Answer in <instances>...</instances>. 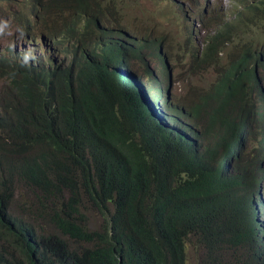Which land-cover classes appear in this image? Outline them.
Returning <instances> with one entry per match:
<instances>
[{
  "label": "trees",
  "instance_id": "trees-1",
  "mask_svg": "<svg viewBox=\"0 0 264 264\" xmlns=\"http://www.w3.org/2000/svg\"><path fill=\"white\" fill-rule=\"evenodd\" d=\"M21 1H28V11L37 14L35 0ZM50 1L70 6L72 12L91 5L100 11L102 5V0ZM8 10L16 16L10 6ZM99 34L112 36L102 29ZM93 48H107L106 40L100 38ZM208 49L204 62L212 55ZM120 65L114 61L102 79L108 97L99 114L111 123L105 130L82 111H75L77 120L72 117L68 124L56 117L65 111L62 90L53 100L44 79L34 72L8 74L10 102L0 111V131L8 136L0 135V154L11 159L12 168L0 171V192L6 202L18 200L21 213L1 214L0 247L12 253L38 250L35 258L17 255L20 264H185L194 238L211 261L228 256L230 264H251L249 244L261 228L253 212L262 200L259 189L264 190V145L256 141L248 150L256 140L252 123L260 96L250 60L241 56L217 74L205 95L188 108L191 116L204 119L199 134L195 140L176 142L146 122ZM22 107L28 110L22 122L3 125L10 111L20 121ZM123 128L131 135L127 139ZM42 131L67 136L58 162L41 156V150L31 151ZM2 161L0 155V165ZM29 162L34 164L27 170ZM17 175L28 178L19 197L14 194ZM86 211L98 213L99 228L88 227ZM27 217L50 223L74 238L75 245L54 235H37Z\"/></svg>",
  "mask_w": 264,
  "mask_h": 264
},
{
  "label": "clouds",
  "instance_id": "clouds-1",
  "mask_svg": "<svg viewBox=\"0 0 264 264\" xmlns=\"http://www.w3.org/2000/svg\"><path fill=\"white\" fill-rule=\"evenodd\" d=\"M175 1L178 2L177 0ZM102 2L100 11H96L95 6L91 5L83 10L72 12L70 6L61 8V2L46 0L47 4L41 5L40 8V3L36 1L35 5L38 7L37 14L28 11V1L12 0L9 3L0 4L2 5L0 10V38H3L5 41L4 45H0V111L6 110L10 102V95L6 89V84L11 80L8 74L15 70L28 69L44 79L47 91L50 90V96L53 100L62 90L65 111L57 112L56 117L64 118V122L68 124L72 117H74V121L77 120L75 111H82L93 122L94 126H98L102 122L105 130L111 123L106 117L103 119L102 114H99V111L104 109L108 97V86L102 82V79L106 71H111L112 63L120 61L121 65L119 68L122 71L121 73L128 75V84L131 88L130 93L136 107L145 115L146 122L155 127L159 126L161 133L168 132L173 142H176L177 138L183 137L195 140L199 134L196 132L201 130L204 124L198 125V120L200 117L203 119V117L191 116L188 112L189 106L185 107L184 105L180 106L174 103L173 98L170 96L171 68L162 46H159L158 52L162 56V61L169 77L166 90L149 67L147 62L148 57L142 53L144 47H149L154 42L143 39L136 34H131L120 26L105 23L104 18L109 4L104 5ZM229 2L230 9H228L229 11L225 19L227 21L229 16L234 19L233 3H242V0H229ZM9 6L13 9L16 16L8 12ZM259 14L263 15L264 11L256 12L252 17H257ZM252 17L238 22V28L233 25L231 26L229 21H225V24L227 25L228 23V28L235 32L239 28L243 31L244 26L255 27L252 26L254 24L248 22ZM100 29L111 32V38L100 35ZM257 32L263 33L264 31ZM100 38L106 40L107 48L103 50L93 48L94 43L100 40ZM231 40V36H226L225 31H215L204 43L200 53L194 55V58L199 56L202 64L215 65L216 57L213 54L220 52L222 44L230 43ZM233 41H236V48L241 50L239 54L247 56L250 60L252 74H254L260 91V96L254 104V122L252 123L256 140L249 144V150L254 148L256 141H262L264 145V85L263 79H261L259 74V67L264 66V55L262 51L256 48V45H253V38L240 41L236 40L235 37ZM209 47H211L212 55L210 60L204 62L202 59L205 57V53H207ZM238 58L232 59L230 64ZM130 61L137 63V68L140 69L139 74H137V71H131L128 68ZM217 78H215L211 85H213ZM211 85L208 86L207 91ZM205 93L200 95L198 100ZM19 111L22 113L20 121H15L14 114L10 111L6 123L3 125H16L28 116L26 112L28 111L27 107L19 108ZM174 116L176 117L174 118ZM84 118L86 120L85 116ZM187 119H196L197 121L190 123ZM168 128L175 130L171 133L167 130ZM89 129L92 131L91 128ZM121 131L125 139L131 136L125 128ZM0 135L3 138L8 136L3 131H0ZM41 135L43 137H39V140L32 147L31 151L41 150V156L49 159L52 157L58 162L62 151L63 138L67 136L51 131L47 133L42 131ZM239 138L242 139L241 135ZM0 155L4 158V161L0 165V171L9 173L12 168L11 159L3 154ZM17 159L22 161L23 155L19 154ZM33 164L34 162L27 163V170ZM260 167L263 174L262 182L264 183V150ZM14 180V194L17 197L23 196L20 187L26 189L28 186L27 176L17 175L14 176ZM259 192L262 200L260 204H256L253 218L255 222L261 225V228L255 234L253 242L249 244L252 250L249 253L251 264H264V190H262V187L259 189ZM16 202L18 200L6 202L0 192V216L3 212L10 214L21 213ZM86 213H94L99 217L96 211H86ZM86 219L88 222V216H86ZM26 221L37 235L44 237L54 235L70 247L75 245L74 238L57 230L50 223L43 222L49 226L48 229H44L38 224L40 220L33 221L27 217ZM99 226L100 224L97 223V220L92 226L88 224L89 228H99ZM197 243L202 247L204 254L202 261L204 264H230L231 258L228 256H224L223 261H219L218 258L211 261L203 245L198 241ZM208 249L211 251V247L208 246ZM17 255L35 258L38 256V250L33 249L28 254L26 250L22 252V248H19L15 253H12V250H3L0 247V264H20L17 260Z\"/></svg>",
  "mask_w": 264,
  "mask_h": 264
},
{
  "label": "rangeland",
  "instance_id": "rangeland-1",
  "mask_svg": "<svg viewBox=\"0 0 264 264\" xmlns=\"http://www.w3.org/2000/svg\"><path fill=\"white\" fill-rule=\"evenodd\" d=\"M41 5H46V0H35ZM109 4L104 18L105 23L120 26L131 34L141 36L143 39L154 42L149 47H144L142 53L146 55L151 70L158 77L162 86L167 89L169 77L167 69L158 52L162 46L167 55L171 68L170 96L175 104L190 106L196 102L200 95L205 93L208 86L215 80L218 71H223L230 65L232 59L240 57L241 51L235 46L236 40L246 41L253 38V45L264 55V14L252 17L256 12L264 11V0H242V3H233L234 19L229 16V24L237 27V23L248 20L252 26H244L235 32L225 24L227 12L230 9L229 0H102ZM40 5V8H41ZM182 9V10H181ZM232 14V13H231ZM260 19V21H258ZM227 21V22H228ZM238 28V27H237ZM225 31L230 35V43L222 44L221 51L215 52L216 64L204 65L199 56L204 43L215 31ZM5 41L0 38V45ZM128 68L137 71V63L129 62ZM137 68V69H136ZM259 74L264 85V66L259 67ZM190 123L196 119H187ZM204 123L200 117L198 125ZM88 214V224L94 225L100 217L94 213ZM44 229L45 223L38 221ZM187 264H204L202 247L194 238H191L186 250ZM185 263V264H186Z\"/></svg>",
  "mask_w": 264,
  "mask_h": 264
},
{
  "label": "bare ground",
  "instance_id": "bare-ground-1",
  "mask_svg": "<svg viewBox=\"0 0 264 264\" xmlns=\"http://www.w3.org/2000/svg\"><path fill=\"white\" fill-rule=\"evenodd\" d=\"M46 76H47V74H46Z\"/></svg>",
  "mask_w": 264,
  "mask_h": 264
}]
</instances>
